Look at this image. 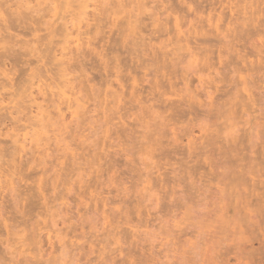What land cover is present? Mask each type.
<instances>
[{
    "label": "rangeland",
    "instance_id": "obj_1",
    "mask_svg": "<svg viewBox=\"0 0 264 264\" xmlns=\"http://www.w3.org/2000/svg\"><path fill=\"white\" fill-rule=\"evenodd\" d=\"M125 1L129 0H124V4ZM133 1L134 3L128 8L129 12H133L130 14L126 11L122 14L119 18L120 22L114 17L109 19L104 15L102 22L100 11L92 9L93 5L89 10L92 13L91 18H86L88 21L75 22L77 28L73 29V32H76L72 38L74 42L70 47L73 52L72 54L69 52L67 62L72 59L69 64L73 65L71 67L74 72L76 70V77L79 78L76 83L80 82L82 90L78 96L68 93V96L72 97V104L74 103L71 105L75 107L68 110V104L62 106L67 108H63L64 120H55L56 123L53 125L47 122L40 126L39 136H35L31 129H27L29 134L25 137V142L24 137L20 142L24 147H20L15 156L16 162H19V166L21 165L18 172L24 171L26 173L23 172V174L26 176L19 172L18 176L17 174L14 177L10 175L5 178L4 176L0 180V186L4 185L2 187L7 189L2 195L0 194V204L6 207L5 212H7L6 214L3 212L0 216V262L3 264H45L47 262L48 264L50 262V264H264V0ZM142 2L144 4H141ZM107 8L110 9V7ZM94 16L101 22L94 20ZM99 16L101 17L99 18ZM244 16L246 17L244 18ZM136 18L138 19L136 20ZM163 18H167V20ZM11 19L15 20H12V24L18 21L14 17ZM53 20L55 18L51 20L55 28H59V20H55L57 23ZM127 20L129 24L140 28L136 29L139 34L136 31L133 32L138 35L137 38L132 36L133 33L131 38L128 35L126 38L124 33L129 27L126 23ZM137 21L139 22L137 23ZM18 22H20V24L17 23L19 27L14 26V23V29L9 31V35L16 37L20 44L16 51L28 41L31 47L38 46L35 42L37 37L31 35L32 43L29 40L30 36L26 34L27 26L30 28L33 25V30L28 28L27 32L32 34L30 31L35 30L36 24L29 20V23L21 22V20ZM86 22H88L87 26ZM124 22L127 24L126 26L123 25ZM63 23L60 25L63 26ZM96 23L99 26L102 25L100 27L102 31L98 29L99 26L95 27ZM20 25H23V28ZM78 27L79 31H77ZM17 28L25 34L19 33L20 30L16 33ZM44 28L39 29L40 31L37 33L41 39L47 35ZM78 33L80 34L79 41L76 38ZM22 34L25 36H21ZM9 35L7 34V39H9ZM119 35L120 37H118ZM24 38L26 42H24ZM137 39L138 41H136ZM136 44L140 48H137ZM27 48L30 49L28 46ZM134 49L137 51L134 52ZM139 51L143 53L141 54ZM0 52L2 53V49ZM231 52L233 53L231 54ZM21 53L26 52L24 50ZM189 53L192 55L190 56ZM117 54L119 57L116 56ZM6 55L8 59H13V55ZM15 55L14 59L19 56ZM26 55L20 54L19 57L23 58L24 63H28L27 71L24 68L26 63L23 65V60L20 58L18 60V62L21 60L20 64L13 59L14 64L11 63L12 60H7L11 64L10 66L6 61L7 68H3L6 67L3 66V63L0 66V69L7 72L12 69L11 77L14 78L15 88L20 85V82H26L36 66L41 65L37 58L29 56L28 53ZM133 55H138L139 59L137 60ZM58 56H62L60 52ZM12 66L18 68L19 73L23 74L19 75ZM153 72L155 74H152ZM17 76L20 78V82L18 79L15 82ZM49 76L47 77L49 78ZM190 91L192 94L189 93ZM236 95L237 97H235ZM76 97L80 99L81 107L78 113L73 114L77 106L74 101ZM42 101L43 99L40 98L39 102ZM127 101L128 103H126ZM193 106L195 107L193 108ZM44 108H48L46 103H44ZM35 111L36 109H33L34 115L37 114ZM49 111H53V109H49ZM43 114L47 117L46 112ZM39 117L42 119L41 116ZM163 128H169L168 132ZM6 129L4 132H8L10 128L8 131ZM77 132H80L81 137L77 136ZM96 132L97 134H95ZM148 141L151 143L149 144ZM7 142L2 144L6 145ZM88 143L89 145H87ZM75 144L79 145V148ZM26 148L34 157L27 153ZM24 151L25 153H23ZM86 152L90 155H86ZM69 158L72 161H69ZM23 161L28 162V164L24 162L27 164L26 167ZM193 164L195 168L192 167ZM21 167L25 170H20ZM33 169L36 174L32 172ZM86 170H88V174ZM21 174L23 177L20 176ZM12 182L16 183L15 192L8 190ZM186 184L190 185L189 187L192 189ZM18 185H21V190ZM174 186L175 193L172 191ZM178 189L183 192H178ZM21 192L24 195L22 197ZM15 194L17 200L20 196L21 202L18 205L21 204V206L18 208L14 205ZM248 196L249 198H247ZM6 197L7 199H5ZM174 198L177 201H174ZM24 199L26 200L24 201ZM184 199H186L185 202ZM188 199L189 201H187ZM232 201H234L233 207H236V209L234 208L236 212L232 206V209L229 207L231 210L226 207L229 202L232 204ZM237 202H241V210H239ZM174 204L175 206H173ZM31 206L36 210H31ZM110 208L111 210H109ZM225 208H228L229 211ZM16 210L25 216L21 218ZM12 213H15V216L18 215L16 216L17 220L16 218L14 220ZM108 213L110 214L107 215ZM218 214L220 217L221 215L226 216L225 219L221 217L223 220L232 218L231 220L243 221V225L240 221L239 230L234 236L236 240L234 238L232 241L225 240L222 242L223 246L218 234L220 228L224 226V221H221ZM245 214L249 216L247 217ZM121 215L125 217H121ZM249 217L251 218L249 219ZM23 218L27 221L25 222ZM129 222L131 223L129 224ZM210 235L216 236L217 242H211L210 239L213 237ZM243 239L245 242L242 241ZM89 241L91 242L89 243ZM56 244L65 250L63 252L71 255V258L69 256L66 258L67 254L63 256L65 253ZM79 246L85 250L79 249ZM65 247L71 253L72 249L77 251L69 254ZM37 248L40 249L39 253H37ZM110 251L112 252L110 253ZM107 252L109 255L105 254ZM81 254L86 257L84 260L83 257H80ZM97 255L98 257H96ZM73 256L77 260L74 261ZM138 256L140 258H137ZM238 256L239 258H237ZM61 257H63V261ZM92 258H95L96 262L91 260ZM87 260L91 261L87 262ZM181 260L184 261L180 262Z\"/></svg>",
    "mask_w": 264,
    "mask_h": 264
},
{
    "label": "bare ground",
    "instance_id": "obj_2",
    "mask_svg": "<svg viewBox=\"0 0 264 264\" xmlns=\"http://www.w3.org/2000/svg\"><path fill=\"white\" fill-rule=\"evenodd\" d=\"M128 1V0H127ZM141 1H143V0H141ZM126 2V1H125ZM33 3H35L33 6H32V4ZM134 3V1L133 0H129L128 2H126L125 4H124V0H0V51H1V49H2V53L0 54V66L2 65V63H3V66H6V61L7 60H12L11 61V63H13V59H14V55L17 53L19 56H20V54H22V56L25 54L26 55V53H28V55L29 56H31V57H35V58H37L38 59V63L39 64H41V65H37L36 66V68L34 69L32 66V69H34L33 71H32V73L31 74H29V76H28V79H27V81L26 82H20L19 81V79L20 78H18V76H17V78L15 79V82H16V80L18 79V81L20 82V85L17 87V88H15V84L13 83V80H14V78H12L11 77V75H12V69L10 70L9 69V71L10 72H7L6 70H2V69H0L1 71H0V180L5 176V178L7 177V176H12V177H14V175L16 176V174L17 173H21L22 171H19L18 172V168H20V166H19V162L17 163L16 162V159H15V156H16V154H18V150L20 149V147H24L20 142L22 141L21 139H22V137H24V142H25V137L29 134V132L27 131V129H31L35 134V136H39V134H38V129L40 128V126H43L45 123H51L52 125L53 124H55L56 122H55V120L56 121H58V120H64L65 119V114L63 113L64 111H63V108L65 107V109H67L66 108V106H67V104H68V110H71L73 107H75V106H72V105H74V103L72 104V97L70 96H68V93H70V95H72V96H78V94H80V92H81V90H82V87H80V82L79 83H76V81L79 79H77V77H76V70H75V72L72 70V67H71V65L69 64V63H71V61H72V59H71V61L69 62H67V58H68V56L70 55L69 54V52H71V54H72V52L73 51H71V45H72V42H74L73 40H72V38H73V36H74V34H75V32H73V29H76L77 28V25L75 24V22L77 23V22H82L83 20H86V21H88V19H86L87 17H90V15L92 14V13H90V9H91V7H92V5L94 6L92 9H94L95 11L96 10H99L100 11V15H102V17L101 16H99V18L101 17V19H102V22H103V19H104V17H103V15L104 16H107L109 19L111 18H115V20H118L119 22L121 21L119 18H120V16L122 15V14H124V13H126V11H128L129 9V7H131V4H133ZM140 3V2H139ZM168 3V2H167ZM141 4H144L143 2L141 3ZM31 5V6H30ZM46 5V6H45ZM45 6V7H44ZM110 7V9H108L107 7ZM142 6V5H141ZM140 6V7H141ZM93 10V11H94ZM133 10V9H132ZM143 10V9H142ZM240 10V9H239ZM238 10V11H239ZM92 11V10H91ZM92 11V12H93ZM141 11V10H140ZM144 11V10H143ZM242 11H243V9H242ZM241 11V12H242ZM129 12V11H128ZM131 12H133V11H131ZM131 12H129L130 14H131ZM142 12V11H141ZM163 12H165V11H163ZM240 12V13H241ZM41 13H43V14H41ZM96 13V12H95ZM94 13V14H95ZM143 13V12H142ZM68 14V15H67ZM158 14V13H157ZM162 14V13H161ZM253 14V13H252ZM133 16H134V14H132ZM137 15V14H136ZM139 15V14H138ZM155 15H156V13H155ZM125 16V15H124ZM141 16H142V14H141ZM157 16V15H156ZM155 16V17H156ZM238 16H239V14H238ZM15 18V19H17L18 21H20L21 20V22L22 21H24V22H28V20L29 21H33V23L34 24H36V28H34L35 30L34 31H30L32 34H29V33H27L30 29H32L33 30V25L29 28L28 26H27V24L29 23H27L26 24V26H27V32H26V34L27 35H29L30 37H29V40L33 43V39H32V36L31 35H33V37H37V41H35V42H37V44L36 45H38V46H36V47H34V46H30L29 44V41L27 42V43H23L20 47H19V52L21 51H24L25 50V52L26 53H21L20 52V54H19V52H17L16 51V49L18 48V45H20L19 44V42H18V39L15 37H11L10 35H9V31L13 28L14 29V27H13V24L15 23H13L12 24V22L13 21H15L14 19H11V18ZM96 16H94V20H96L97 22L99 21V23L101 22L100 20H97L96 18H95ZM106 17V18H107ZM138 17V16H137ZM153 17V16H152ZM246 16H244V18H245ZM55 18V20L57 21V20H59L58 22H60V24L62 23V22H64L63 23V26H61L60 24L58 25V26H60L59 28L58 27H56L55 28V25H54V23H52L51 22V20L52 19H54ZM57 18V19H56ZM91 18V17H90ZM89 18V19H90ZM98 18V19H99ZM122 18H124V17H122ZM140 18H142V17H140ZM160 18H161V16H160ZM171 18V17H170ZM108 19V20H109ZM126 17H125V21H126ZM133 19V18H132ZM134 19H135V17H134ZM138 18H136V20H137ZM153 19H154V17H153ZM164 19V18H163ZM166 20H167V18H165ZM164 19V20H165ZM258 19V18H257ZM11 20V21H10ZM13 20V21H12ZM55 20H53L54 22H55ZM62 22H61V21ZM135 20V21H136ZM144 20V19H143ZM238 20H239V17H238ZM237 20V21H238ZM17 21V23L18 24H20V22H18ZM93 21V20H92ZM95 21V22H96ZM134 21V20H133ZM145 21V20H144ZM241 21V20H240ZM244 21V20H243ZM108 22V21H107ZM119 22H117V23H119ZM122 22H123V19H122ZM132 22V21H131ZM139 21H137V23H138ZM255 22H256V20H255ZM17 23H15L14 24V26H16L17 25ZM55 23H57V22H55ZM85 23V22H84ZM87 23L88 22H86V26H87ZM126 23H128V20H127V22ZM137 23L135 24V25H137ZM168 23V22H167ZM172 23V22H171ZM22 24V23H21ZM89 24H91V23H89ZM88 24V25H89ZM107 24V23H106ZM125 24V22L123 23V25ZM243 24V22L241 23V25ZM31 25V24H30ZM96 25H97V23H96ZM117 25V24H116ZM120 25V24H119ZM127 24H125V26H126ZM165 25V24H164ZM240 25V24H239ZM256 25V24H255ZM18 26V25H17ZM21 26V25H20ZM23 26V25H22ZM21 26V27H22ZM99 26V24L97 25V26H95V27H98ZM102 25H100L99 26V28L98 29H101L100 27H101ZM109 26V25H108ZM118 26V25H117ZM128 28H127V30H126V32H127V34H126V32L124 33L125 35H126V38H128V36H130V38H131V34L134 32V31H136V29H140V28H138V26H133L132 24H129L128 23ZM163 26V25H162ZM244 26V25H243ZM243 26H242V29H243ZM19 27V26H18ZM44 28V30H46L47 31V35H45V37H42V39H41V36L40 35H38L37 36V33H38V31H40L39 29H41V28ZM119 27H121V26H119ZM144 27V26H143ZM161 27V26H160ZM16 28V27H15ZM23 28V27H22ZM24 28H25V26H24ZM28 28H29V30H28ZM105 28V27H104ZM117 28V27H116ZM166 28V27H165ZM170 28V27H169ZM194 28V27H193ZM195 28H197V27H195ZM83 29V28H82ZM93 29V28H92ZM91 29V30H92ZM96 29V28H95ZM119 29H121V28H119ZM124 29V28H123ZM126 29V28H125ZM124 29V30H125ZM172 29V28H171ZM20 29H18L17 28V32L16 33H18V31H19ZM43 30V29H42ZM80 29H79V27H78V29H77V31H79ZM94 30V29H93ZM92 30V31H93ZM114 30V29H113ZM122 30V29H121ZM88 31V30H87ZM101 31H102V29H101ZM112 31V30H111ZM117 31V30H116ZM162 31H164V30H162ZM23 33V31H21L20 30V32L19 33ZM96 32V31H95ZM124 32V31H123ZM137 32V34H139L138 33V31H136ZM161 32V31H160ZM121 33H122V31H121ZM163 33V32H162ZM161 33V34H162ZM171 33H172V31H171ZM7 34L9 35V39H7ZM23 34H25V33H23ZM21 35V36H25V35ZM84 34H86V33H84ZM120 34V33H119ZM136 33L134 34L133 33V35L132 36H135V38H137V35ZM188 34H189V32H188ZM16 35V34H15ZM18 35H20V34H18ZM42 35V34H41ZM79 33L77 34V36H76V38H78L79 37ZM95 35V34H94ZM128 35V36H127ZM141 36H143L142 34H140ZM165 35V34H164ZM221 35V34H220ZM17 36V35H16ZM20 36V37H21ZM40 36V37H39ZM122 36V35H121ZM162 36V35H161ZM19 37V38H20ZM118 37H120V35L118 36ZM140 37V36H139ZM22 38V37H21ZM26 38H28V37H26ZM15 39H17V40H15ZM23 39V38H22ZM35 39V38H34ZM119 39V38H118ZM121 39V38H120ZM141 39H142V37H141ZM145 39V38H144ZM187 39H189L188 37H187ZM186 38H185V40H187ZM24 42H26V39L24 38ZM78 41L80 40V38H78L77 39ZM95 40V39H94ZM99 40V39H98ZM143 40V39H142ZM133 41H134V39H133ZM136 41H138V39L136 40ZM189 41V40H188ZM21 42V41H20ZM23 42V41H22ZM183 42V41H182ZM185 42V41H184ZM131 43H132V41H131ZM137 43H139V42H137ZM140 44H142V43H140ZM227 44V43H226ZM134 45V44H133ZM137 46V48L139 47V45L138 44H136ZM144 45V44H143ZM142 45V46H143ZM27 46L30 48V49H28L27 48ZM130 46H131V44H130ZM130 46H129V48H130ZM135 46V45H134ZM16 47V48H15ZM27 49H26V48ZM127 47V46H126ZM132 47V46H131ZM146 47V46H145ZM190 47V46H189ZM225 47V46H224ZM236 47V46H235ZM136 48V49H137ZM140 48V47H139ZM144 48V47H143ZM179 48V47H178ZM183 48V47H182ZM232 48V47H231ZM15 49V50H14ZM136 49H134V52H135V50ZM189 49V48H188ZM230 49V48H229ZM130 50V49H129ZM138 50V49H137ZM136 50V51H137ZM182 49L180 48V51H181ZM226 50V49H225ZM232 50V49H231ZM179 51V52H180ZM16 52V53H15ZM59 52H60V54L62 55V56H58V54H59ZM130 52V51H129ZM133 52V51H132ZM148 52V51H147ZM167 52V51H166ZM165 52V53H166ZM178 52V53H179ZM193 52V51H192ZM235 52V51H234ZM139 53H141L140 51H139ZM143 53V52H142ZM141 53V54H142ZM146 53V52H145ZM169 53V52H168ZM172 53V52H171ZM222 53V52H221ZM233 52H231V54H232ZM6 54H8V56H10V55H13V59H8L7 58V55ZM130 54V53H129ZM134 54V53H133ZM174 54V53H173ZM239 54V53H238ZM18 55H15V56H18ZM106 55V54H105ZM132 55V54H131ZM175 55V54H174ZM183 55V54H182ZM189 55H190V53H189ZM191 55H192V53H191ZM190 55V56H191ZM198 55V54H197ZM241 55V54H240ZM5 56H6V58H5ZM15 57L16 59H14L15 61H17L18 62V60H19V58L21 59V60H23V58H21V57ZM27 56V55H26ZM28 56V57H29ZM109 56H111V55H109ZM116 56H118V54L116 55ZM134 57H136V59L138 60L139 58H137V56L136 55H133ZM170 56H172V55H170ZM189 56V57H190ZM228 56V55H227ZM243 56V55H242ZM59 57H61V58H59ZM105 57V56H104ZM108 57V56H107ZM119 57V56H118ZM143 59H145V57H143V56H141ZM140 57V58H141ZM149 57V56H148ZM147 57V58H148ZM174 56H172V58H173ZM194 57V56H193ZM197 57V56H196ZM231 57H232V55H231ZM5 58V59H4ZM9 58H11V57H9ZM175 58V57H174ZM183 58H186V57H183ZM222 58V57H221ZM246 58V57H245ZM70 59V58H69ZM85 59V58H84ZM108 59V58H107ZM115 59V58H114ZM143 59H141V60H143ZM233 59V58H232ZM21 60H20V62H18L19 64L21 63ZM27 60V59H26ZM25 60V61H26ZM113 60V59H112ZM147 60V59H146ZM148 60H150L149 58H148ZM147 60V61H148ZM160 60V59H159ZM175 60V59H174ZM185 60V59H184ZM196 60V59H195ZM245 60V59H244ZM14 61V62H15ZM33 61V60H32ZM143 61H145V60H143ZM151 61H153V60H151ZM177 61V60H176ZM187 61V60H186ZM10 62V61H9ZM34 62V61H33ZM89 62V61H88ZM137 62V61H136ZM142 62V61H141ZM175 62V61H174ZM178 62V61H177ZM184 62V61H183ZM243 62V61H242ZM25 63H26V65H25ZM24 63V60H23V65H25V69L27 68V67H29V65L27 66V62H25ZM80 63V62H79ZM93 63V62H92ZM97 63V62H96ZM134 63H135V60H134ZM144 63V62H143ZM156 63V62H155ZM159 63V62H158ZM170 63V62H169ZM178 63H180V61L178 62ZM7 64H9L8 63V61H7ZM14 64V63H13ZM34 64V63H33ZM84 64H85V62H84ZM127 64V63H126ZM136 64V63H135ZM168 64V63H167ZM11 64H9V66H10ZM16 65V64H15ZM77 65H79V64H77ZM82 65V64H81ZM95 65V64H94ZM127 65H129V64H127ZM169 65V64H168ZM180 65V64H179ZM8 66V65H7ZM7 66L6 67H3V68H7ZM73 66V65H72ZM91 66H92V64H91ZM130 66V65H129ZM128 66V67H129ZM143 66V65H142ZM178 66V65H177ZM230 66V65H229ZM13 67V66H12ZM16 67H17V65H16ZM144 67H146V66H144ZM148 67V66H147ZM162 67V66H161ZM2 68V67H1ZM14 68V67H13ZM19 68H21V67H19ZM78 68V67H77ZM131 68H133L132 66H131ZM137 68V67H136ZM154 68V67H153ZM152 68V69H153ZM156 68H157V66H156ZM181 68V67H180ZM17 70L18 71V68H14V70ZM24 69V70H25ZM28 69V68H27ZM27 69H26V71H27ZM144 69V68H143ZM155 69V68H154ZM8 70V69H7ZM139 70V69H138ZM260 70V69H259ZM79 71V70H78ZM154 71V70H153ZM156 71H158V70H156ZM177 71V70H176ZM198 71V70H197ZM196 71V72H197ZM261 71V70H260ZM25 72V71H24ZM110 72V71H109ZM150 72H151V69H150ZM172 72V71H171ZM200 72V71H199ZM21 73V74H20ZM19 73V71H18V74L19 75H22L23 73L22 72H20ZM26 73V72H25ZM144 73V72H143ZM158 73V72H157ZM179 73V72H178ZM52 75L51 77L49 76V78L47 77L48 75ZM85 74H86V72H85ZM152 74H155L154 72L152 73ZM152 74H151V76H152ZM197 74V73H196ZM79 75V74H78ZM149 75V74H148ZM179 75H181L180 73H179ZM245 75V74H244ZM24 76H26L25 74H24ZM106 76V75H105ZM115 76V75H114ZM154 76V75H153ZM23 77V76H22ZM71 77V78H70ZM95 77H96V75H95ZM210 77V76H209ZM98 78V77H97ZM152 79V78H151ZM188 79V78H187ZM107 80V79H106ZM145 80V79H144ZM167 80V79H166ZM231 80V79H230ZM105 81V80H104ZM110 81V80H109ZM126 81V80H125ZM108 82V81H107ZM234 82H236L235 81V79H234ZM249 82V81H248ZM22 83V84H21ZM84 83V82H83ZM110 83V82H109ZM166 83V82H165ZM177 83V82H176ZM86 84V83H85ZM85 84H84V86H85ZM105 84V83H104ZM237 84V83H236ZM249 84V83H248ZM251 84V83H250ZM244 85V84H243ZM86 86H87V84H86ZM183 86V85H182ZM185 86V85H184ZM245 86V85H244ZM58 88V89H54V88ZM170 87V86H169ZM85 88H87V87H85ZM129 88V87H128ZM205 88V87H204ZM237 88H238V86H237ZM236 88V89H237ZM88 89L90 90V88H89V86H88ZM87 89V90H88ZM58 90V91H57ZM189 90V89H188ZM246 90V89H245ZM55 91H57V92H55ZM94 91V90H93ZM180 91V90H179ZM248 91V90H247ZM36 92H38L37 94H36ZM114 92V91H113ZM241 92V91H240ZM109 93V92H108ZM186 93V92H185ZM189 93H191V91L189 92ZM237 93V92H236ZM243 93V92H242ZM113 94H115V93H113ZM188 94V93H187ZM186 94V95H187ZM192 94V93H191ZM111 95H112V92H111ZM84 96V95H83ZM120 96V95H119ZM235 97H237V95L235 96ZM40 98L41 99H43V101L42 102H39V100H40ZM82 99H83V97H82ZM114 99V98H113ZM113 99H112V101H113ZM123 99V98H122ZM7 100H9L8 102H7ZM75 101V103H76V108H75V110H74V112H73V114L74 113H78V110H79V108L81 107V105H80V99H78L77 97H76V99L74 100ZM119 101V100H118ZM124 101V100H123ZM122 101V102H123ZM146 101V100H145ZM188 101H189V99H188ZM108 102V101H107ZM111 102V101H110ZM194 102V101H193ZM44 103H46L47 104V106H48V108H44ZM99 103V102H98ZM111 103H113V102H111ZM115 103V102H114ZM126 103H128V101L126 102ZM147 103H149V102H147ZM229 103V102H228ZM66 104V106H64V107H62L63 105H65ZM72 104V105H71ZM118 104V103H117ZM190 104V103H189ZM195 104V103H194ZM193 104V105H194ZM128 105V104H127ZM126 105V106H127ZM228 105V104H227ZM104 106V105H103ZM139 106V105H138ZM191 106V105H190ZM195 106H193V108H194ZM90 108V107H89ZM154 108V107H153ZM33 109H36V111L35 112H37V114L36 115H34L33 114ZM49 109H53V111H55L56 113H54L53 111H49ZM119 109V108H118ZM85 110V109H84ZM96 110V109H95ZM124 110V109H123ZM237 110H239L238 108H237ZM113 111V110H112ZM139 111V110H138ZM44 112H46L47 113V117L46 116H44ZM66 112V111H65ZM68 112V111H67ZM90 112V111H89ZM109 112V111H108ZM107 113V112H106ZM113 113V112H112ZM158 113V112H157ZM31 114H33V115H31ZM71 114V113H70ZM115 114V113H114ZM117 114V113H116ZM160 114V113H159ZM69 115V114H68ZM107 115V114H106ZM110 115V114H109ZM39 116H41L42 117V119H40V117ZM83 116V115H82ZM160 116V115H159ZM112 117V116H111ZM115 117V116H114ZM117 117V116H116ZM161 117V116H160ZM77 118V117H76ZM81 119V118H80ZM86 119V118H85ZM141 119V118H140ZM167 119V118H166ZM67 120V119H66ZM70 120V119H69ZM82 120V119H81ZM108 120V119H107ZM88 121V120H87ZM76 122V121H75ZM168 122V121H167ZM85 123H88V122H85ZM101 123V122H100ZM114 123V122H113ZM159 123V122H158ZM41 124V125H40ZM48 124V125H49ZM74 124H76V123H74ZM83 124V123H82ZM97 124V123H96ZM142 124V123H141ZM155 124V123H154ZM68 125V124H67ZM80 125V124H79ZM92 125V124H91ZM45 126H47V125H45ZM44 126V127H45ZM78 126V125H77ZM83 126V125H82ZM87 126V125H86ZM99 126H100V124H99ZM116 126H117V124H116ZM141 126H143V125H141ZM145 126V125H144ZM52 127V126H51ZM61 127V126H60ZM73 127V126H72ZM98 127V126H97ZM103 127H104V124H103ZM156 127H158V126H156ZM7 128V129H6ZM10 128V129H9ZM58 128H59V126H58ZM80 128H83V127H81L80 126ZM96 128V127H95ZM100 128V127H99ZM105 128H107V127H105ZM104 128V129H105ZM146 128V127H145ZM4 129H6L7 131H8V129H9V131L8 132H4L5 130ZM78 129H79V127H78ZM86 130H87V128H85ZM102 129V128H101ZM103 129V130H104ZM148 129V128H147ZM163 129H166L167 130V132H168V129L169 128H163ZM45 130V129H44ZM48 130V129H47ZM51 130V129H50ZM72 130V129H71ZM75 130H77V129H75ZM82 130V129H81ZM160 130V129H159ZM24 131H27V132H25L24 133ZM78 131V130H77ZM84 131V130H83ZM146 131V130H145ZM154 131V130H153ZM156 131V130H155ZM32 132V133H33ZM63 132V131H62ZM82 132V131H81ZM101 132H103V131H101ZM32 133H30V134H32ZM53 133V132H52ZM64 133V132H63ZM67 133V132H66ZM76 133V132H75ZM78 133V132H77ZM80 133V132H79ZM79 133L77 134V136H80L81 137V135H79ZM162 133H164V132H162ZM176 133V132H175ZM69 134H70V132H69ZM73 134V133H72ZM81 134H84V133H81ZM95 134H97V132L95 133ZM101 134V133H100ZM147 134V133H146ZM166 134V133H165ZM63 135V134H62ZM164 135V134H163ZM167 135V134H166ZM177 135V134H176ZM31 136V135H30ZM33 136V135H32ZM65 136V135H64ZM104 136V135H103ZM153 136V135H152ZM160 136V135H159ZM170 136V135H169ZM66 137V136H65ZM106 137H107V135H106ZM171 137V136H170ZM68 138V137H67ZM89 138V137H88ZM162 138V137H161ZM167 138V137H166ZM66 139V138H65ZM64 139V140H65ZM68 139H70V138H68ZM145 139V138H144ZM148 139L151 141V138L148 136ZM154 139H156V138H154ZM177 139H179V138H177ZM9 140V141H8ZM45 140V139H44ZM53 140V139H52ZM64 140H61V141H64ZM67 140V139H66ZM65 140V141H66ZM72 140V139H71ZM75 140V139H74ZM84 140V139H83ZM8 141V142H7ZM50 141V140H49ZM60 141V142H61ZM85 141V140H84ZM105 141H106V139H105ZM7 142V144L6 145H3L2 143H6ZM86 142H89L88 140H86ZM149 142V141H148ZM147 142V143H148ZM160 142H161V140H160ZM9 143H11V145H8ZM23 143V142H22ZM50 143V142H49ZM55 143V142H54ZM64 143V142H63ZM85 143V142H84ZM151 142H149V144H150ZM57 144H59V143H57ZM65 144V143H64ZM77 144V143H76ZM75 144V145H76ZM51 145V144H50ZM70 145V144H69ZM71 145H74V144H72L71 143ZM85 145V144H84ZM87 145H89V143L87 144ZM91 145V144H90ZM155 145V144H154ZM156 145H157V143H156ZM63 146H65V145H63ZM76 146H78V148H79V145H76ZM92 146V145H91ZM93 146H94V144H93ZM95 146H97V145H95ZM43 147V146H42ZM68 147V146H67ZM159 147V146H158ZM157 147V148H158ZM28 148V147H27ZM26 148V149H27ZM47 148V147H46ZM55 148V147H54ZM53 148V149H54ZM64 148V147H63ZM77 148V149H78ZM86 148V147H85ZM89 148V147H88ZM87 148V149H88ZM68 149H70V148H68ZM74 149V148H73ZM91 149V148H90ZM89 149V150H90ZM33 150V149H32ZM36 150V149H35ZM55 150V149H54ZM63 150V149H62ZM67 150V149H66ZM71 150V149H70ZM94 150H96V149H94ZM105 150V149H104ZM27 153H29V154H31L30 152H29V150L27 149ZM31 151V150H30ZM64 151V150H63ZM93 151V150H92ZM91 151V152H92ZM36 152V151H35ZM38 152V151H37ZM107 152V151H106ZM23 153H25V151L23 152ZM39 153H41V152H39ZM57 153V152H56ZM152 153H153V151H152ZM42 154V153H41ZM13 155V156H12ZM57 155H59V154H57ZM84 155V154H83ZM86 155H88L87 154V152H86ZM90 155V154H89ZM88 155V156H89ZM91 155H92V153H91ZM127 155V154H126ZM31 156H32V154H31ZM54 156V155H53ZM85 156V155H84ZM87 156V157H88ZM24 157V156H23ZM32 157H34V156H32ZM81 157V156H80ZM92 157H93V155H92ZM78 158V157H77ZM90 158H91V156H90ZM102 158V157H101ZM104 158V157H103ZM24 159V158H23ZM70 159V158H69ZM79 159V158H78ZM81 159V158H80ZM104 160H106V159H104ZM27 161H29L28 159H27ZM45 161V160H44ZM49 161V160H48ZM69 161H72L71 159L69 160ZM73 161H75V160H73ZM85 161V160H84ZM89 161V160H88ZM102 161V160H101ZM22 162V161H21ZM25 161H23V163H24ZM29 162H31V161H29ZM42 162H43V160H42ZM55 162V161H54ZM67 162V161H66ZM25 163H27L28 164V162H25ZM24 163V164H25ZM82 163V162H81ZM96 163V162H95ZM107 163V162H106ZM113 163V162H112ZM22 164V163H21ZM27 164H25V167H26V165ZM30 164H32V163H30ZM54 164V163H53ZM82 164H84V163H82ZM97 164V163H96ZM109 164H111V163H109ZM115 164H116V162H115ZM33 165H34V160H33ZM49 165V164H48ZM102 165V164H101ZM114 165V164H113ZM35 166H36V164H35ZM53 166H55V164L53 165ZM52 166V167H53ZM66 166V165H65ZM70 166V165H69ZM93 166V165H92ZM116 166V165H115ZM23 167V166H22ZM21 167V169L20 170H25V169H23ZM71 167V166H70ZM80 167V166H79ZM88 167V166H87ZM86 167V168H87ZM91 167V166H90ZM192 167H194V164H193V166ZM191 166H190V169L192 168ZM45 169H46V167H44ZM63 168H65V167H63ZM69 168V167H68ZM67 168V169H68ZM81 168H83V167H81ZM100 168V167H99ZM112 168V167H111ZM195 168V167H194ZM193 168V169H194ZM35 169V168H34ZM33 169V170H34ZM38 169V168H37ZM36 169V170H37ZM48 169V168H47ZM88 169V168H87ZM89 169H91V168H89ZM106 169V168H105ZM176 169V168H175ZM202 169V168H201ZM32 170V172H36L35 170L33 171ZM83 170V169H82ZM102 170V169H101ZM192 170V169H191ZM41 171V170H40ZM60 171V170H59ZM76 171V170H75ZM87 171V174H88V170H86ZM85 171V172H86ZM90 171V170H89ZM95 171V170H94ZM176 171V170H175ZM174 171V172H175ZM193 171V170H192ZM24 172V171H23ZM23 172H22V174H23ZM31 172V171H30ZM42 172V171H41ZM69 173H70V171H68ZM19 173V174H20ZM24 173H26V172H24ZM33 173V174H34ZM39 173V172H38ZM46 173V172H45ZM44 173V174H45ZM84 173V172H83ZM82 173V174H83ZM90 173V172H89ZM19 174H17V176L19 175ZM20 175V176H22L23 177V175ZM36 174V173H35ZM47 174V173H46ZM55 174V173H54ZM53 174V175H54ZM29 175V174H28ZM32 175V174H31ZM52 175V176H53ZM24 176H26V174L24 175ZM35 176V175H34ZM51 176V177H52ZM68 176V175H67ZM79 176V175H78ZM87 176V175H86ZM21 177V178H22ZM33 177V176H32ZM69 177V176H68ZM67 177V178H68ZM92 177V176H91ZM101 177H103V176H101ZM11 178V177H10ZM17 178H19V177H17ZM25 178V177H24ZM23 178V179H24ZM50 178V177H49ZM75 178V177H74ZM108 178V177H107ZM106 178V179H107ZM110 178V177H109ZM194 178V177H193ZM15 179V178H14ZM13 179V180H14ZM23 179H19V180H23ZM101 179V178H100ZM181 178H179V180H180ZM16 180V179H15ZM18 180V179H17ZM62 180V179H61ZM84 180H86V179H84ZM110 180H112V179H110ZM182 180V179H181ZM10 181H12V180H10ZM25 180H23V182H24ZM4 182H5V179H4ZM7 182H8V180H7ZM44 182H46V180H44ZM69 182H70V180H69ZM73 182H74V180H73ZM92 182H93V180H92ZM92 182H91V184H92ZM107 182H108V179H107ZM191 182H193V180L191 179ZM1 183V182H0ZM34 183V182H33ZM47 183V182H46ZM46 183H44V184H46ZM85 183V182H84ZM110 183V182H109ZM195 183V182H194ZM198 183V182H197ZM15 182H12L11 183V185H9L10 187H8V190H9V192H15L16 191V189H15ZM60 184H62V183H60ZM102 184V183H101ZM104 184V183H103ZM175 184V183H174ZM182 184V183H181ZM184 184V183H183ZM7 185H8V183H7ZM7 185H5V186H7ZM86 185V184H85ZM110 185H111V183H110ZM187 185V184H186ZM3 187H4V185H2ZM2 186H0V194L2 195L4 192H6V190L7 189H5V188H3ZM20 186V187H19ZM70 186V185H69ZM108 186V185H107ZM184 187H185V185H183ZM188 186V185H187ZM190 186V185H189ZM188 186V187H189ZM18 187H19V189L21 188V185H18ZM43 187V186H42ZM179 187H180V185H179ZM178 187V188H179ZM195 187V186H194ZM36 188V187H35ZM94 188V187H93ZM107 188V187H106ZM109 188V187H108ZM173 188V187H172ZM190 188V187H189ZM96 189V188H95ZM179 189H181V188H179ZM178 189V190H179ZM190 189H192V188H190ZM21 190V189H20ZM44 190V189H43ZM42 190V191H43ZM102 190V189H101ZM103 190H105V188H103ZM107 190V189H106ZM111 190V189H110ZM56 191V190H55ZM87 191V190H86ZM172 191H174V193H175V186H174V189L172 190ZM171 191V192H172ZM180 191H182L183 192V190H179L178 192H180ZM223 191V190H222ZM8 192V193H9ZM99 192V191H98ZM20 193V192H19ZM103 193H104V191H103ZM111 193H113L112 191H111ZM168 193V192H167ZM21 197L22 196H24L23 195V192H21ZM41 194V193H40ZM89 194V193H88ZM101 194V193H100ZM172 194V193H171ZM182 194V193H181ZM42 195V194H41ZM169 195V194H168ZM5 196V195H4ZM8 196V195H7ZM27 196H29V195H27ZM36 196V195H35ZM100 196V195H99ZM172 196H173V194H172ZM181 196V195H180ZM233 196V195H232ZM19 198H20V196H18ZM43 197V196H42ZM90 197H92V196H90ZM97 197V196H96ZM161 197V196H160ZM160 197H159V199H160ZM182 197V196H181ZM230 197V196H229ZM244 197V196H243ZM14 198H15V206L18 208V203H20L21 201H20V199L18 198V200H17V195L15 194V196H14ZM31 198V197H30ZM47 198V197H46ZM186 198V197H185ZM188 198H189V196H188ZM233 198V197H232ZM232 198H231V200H232ZM247 198H249V196L247 197ZM246 198V199H247ZM5 199H7V197L5 198ZM63 199V198H62ZM161 199H162V197H161ZM187 199V198H186ZM186 199H184V202H185V200ZM230 199V198H229ZM244 199V198H243ZM22 200H23V198H22ZM26 199H24V201H25ZM36 200V199H35ZM66 200V199H65ZM172 200V199H171ZM179 200V199H178ZM236 200V199H235ZM234 200V201H235ZM248 200V199H247ZM4 201V200H3ZM48 201V200H47ZM97 201H102V200H97ZM174 201H177V200H175V198H174ZM181 201V200H180ZM183 201V200H182ZM187 201H189V199L187 200ZM234 201H232V204H230V202H229V205H224V206H226V207H230L231 208V206H232V208L234 209H236V207H233V202ZM236 201H239L238 199L236 200ZM241 201V200H240ZM23 202V201H22ZM32 202V201H31ZM171 202V201H170ZM249 202V201H248ZM3 203H5V202H3ZM7 203H8V201H7ZM10 203V202H9ZM49 203V202H48ZM105 203V202H104ZM173 203V202H172ZM175 203V202H174ZM179 203V202H178ZM187 203V202H186ZM185 203V204H186ZM245 203V202H244ZM31 204V203H30ZM40 204V203H39ZM98 204H99V202H98ZM177 204V203H176ZM181 204V203H180ZM183 204V203H182ZM236 204V203H235ZM234 204V205H235ZM237 204H239V206L238 207H240V204H241V202H237ZM9 205V204H8ZM14 205H13V210L15 209L14 208ZM29 205V204H28ZM34 205V204H33ZM46 205V204H45ZM100 205V204H99ZM109 205V204H108ZM179 205V204H178ZM177 205V206H178ZM20 206H21V204H20ZM19 206V207H20ZM35 206V205H34ZM39 206V205H38ZM38 206H36V207H38ZM107 206V205H106ZM173 206H175V204L173 205ZM236 206V205H235ZM10 207V206H9ZM8 207V208H9ZM172 207V206H171ZM179 207V206H178ZM5 208L6 207H4V206H2V204H0V216H2V213L3 214H6L7 212H5ZM16 208V209H17ZM35 208V207H34ZM50 208V206L48 207V209ZM101 208V207H100ZM183 208V207H182ZM228 208H225L226 210L228 209ZM229 208V209H230ZM231 208V209H232ZM249 208H250V206H249ZM12 209V208H11ZM33 208H32V206H31V210H32ZM38 209V208H37ZM80 209V208H79ZM229 209H228V211H229ZM230 209V210H231ZM234 209V210H235ZM246 209V208H245ZM18 210V209H17ZM16 210V211H17ZM34 210V209H33ZM35 210H36V208H35ZM34 210V211H35ZM81 210V209H80ZM109 210H111V208L109 209ZM113 210H115V209H113ZM122 210V209H121ZM125 210V209H124ZM239 210H241V207H240V209ZM90 211V210H89ZM130 211V210H129ZM215 211V210H214ZM222 211L224 212V210L222 209ZM221 211V212H222ZM8 212H9V210H8ZM18 212V211H17ZM20 212V211H19ZM18 212V213H19ZM107 212V211H106ZM175 212V211H174ZM235 212H236V210H235ZM241 212V211H240ZM10 213V212H9ZM18 213H16V214H18ZM25 213V212H24ZM82 213V212H81ZM117 213H118V210H117ZM122 214H123V212H121ZM127 213V212H126ZM233 213H234V211H233ZM15 214V213H14ZM13 213L11 214V215H14ZM20 215H21V218L23 217V216H25V215H23V214H21V213H19ZM28 214V213H27ZM110 213H108L107 215H109ZM113 214V213H112ZM136 214V213H135ZM221 214V213H220ZM220 214H218L219 215V217H220ZM10 215V214H9ZM20 215H19V217H20ZM129 215V214H128ZM131 215V214H130ZM143 215V214H142ZM226 215V214H225ZM237 215V214H236ZM246 215V214H245ZM16 216H18V215H16ZM15 215L13 216V218H14V220H15V218H16V220L18 219V217H16ZM111 216V215H110ZM116 216H117V214H116ZM120 216V215H119ZM122 216H124V215H121V217ZM131 216H133V215H131ZM247 216V215H246ZM249 216V215H248ZM247 216V217H248ZM7 217H9V216H7ZM98 217V216H97ZM103 217V216H102ZM101 217V218H102ZM125 217V216H124ZM221 217L222 218H224L225 219V217L226 216H222L221 215ZM220 217V219H221V221L223 222L224 221V226H222L221 228H220V232H219V234L218 235H220V242H221V244H222V242L223 241H232V238H234L235 239V235H236V232H237V230H239V226H240V221L241 220H237V221H235V219H233V220H231L232 218H230V219H228V218H226V220H227V222H226V220H223L222 218ZM11 218V217H10ZM82 218V217H81ZM233 218H235V217H233ZM251 217H249V219H250ZM7 219V218H6ZM5 219V220H6ZM12 219V218H11ZM20 219V218H19ZM24 219V218H23ZM87 219V218H86ZM103 219V218H102ZM125 219V218H124ZM129 219V218H128ZM236 219H238V218H236ZM9 220V219H8ZM7 220V221H8ZM25 220V222L27 221L26 219H24ZM23 220V221H24ZM83 220H85V219H83ZM157 220V219H156ZM104 221V220H103ZM132 221V220H131ZM158 221V220H157ZM229 221V222H228ZM14 222V221H13ZM133 222V221H132ZM243 221H241V223H242ZM249 222H250V220H249ZM19 223V222H18ZM82 223V222H81ZM131 222H129V224H130ZM150 223V222H149ZM191 223V222H190ZM6 224V223H5ZM8 224H9V222H8ZM112 224H114V223H112ZM134 224V223H133ZM194 224V223H193ZM222 224V225H223ZM127 225V224H126ZM242 225H243V223H242ZM251 225V224H250ZM10 226V225H9ZM70 226V225H69ZM84 226V225H83ZM147 226H148V222H147ZM186 226V225H185ZM194 226V225H193ZM255 226V225H254ZM85 227V226H84ZM84 227H83V229H84ZM3 228H4V226H3ZM70 228V227H69ZM72 228V227H71ZM76 228V227H75ZM2 229V228H1ZM5 229V228H4ZM10 229H11V227H10ZM66 229H68V228H66ZM96 230H97V228H95ZM81 230V229H80ZM85 230V229H84ZM122 230H123V228H122ZM130 230V229H129ZM140 230V229H139ZM218 230V229H217ZM243 230V229H242ZM4 231V230H3ZM105 231H107V230H105ZM190 231V230H189ZM193 231V230H192ZM196 231H197V229H196ZM68 232V231H67ZM71 232V231H70ZM73 232H75V231H73ZM83 232V231H82ZM95 232V231H94ZM138 232H140V231H138ZM198 232V231H197ZM196 232V233H197ZM238 232H240V231H238ZM243 232V231H242ZM241 232V234H242V236H243V233ZM92 233V232H91ZM96 233V232H95ZM104 233V232H103ZM108 233V232H107ZM126 233H127V229H126ZM141 233V232H140ZM139 233V234H140ZM179 233V232H178ZM187 233V232H186ZM112 234V233H111ZM193 234V233H192ZM212 234V233H211ZM69 235V234H68ZM71 235V234H70ZM76 235V234H75ZM88 235H89V233H88ZM95 235V234H94ZM102 235V234H101ZM105 235H107L106 233H105ZM148 235V234H147ZM213 235H215V234H213ZM237 235H238V233H237ZM65 236H67V235H65ZM77 236H78V234H77ZM91 236V235H90ZM93 236V235H92ZM100 236V235H99ZM145 236V235H144ZM211 236V235H210ZM70 237V236H69ZM72 238H73V236H71ZM84 237V236H83ZM94 237V236H93ZM124 237V236H123ZM176 237V236H175ZM184 237V236H183ZM211 237H213V238H211V239H213V240H211L210 239V241L211 242H214V241H216L215 240V237L214 236H211ZM76 238H78V237H76ZM89 238V237H88ZM92 238V237H91ZM145 238V237H144ZM179 238H180V236H179ZM70 239V238H69ZM74 239V238H73ZM85 239V238H84ZM87 239V238H86ZM105 239H106V237H105ZM125 239V238H124ZM128 239V238H127ZM143 239V238H142ZM216 239H217V237H216ZM238 239H239V236H238ZM241 239V238H240ZM87 240H89V239H87ZM94 240V239H93ZM101 240V239H100ZM103 240V239H102ZM107 240H108V238H107ZM138 240H139V238H138ZM218 240V239H217ZM236 240V239H235ZM95 241V240H94ZM240 241V240H239ZM243 242H245V240L243 239L242 240ZM41 242V241H40ZM60 242V241H59ZM58 242V243H59ZM91 241H89V243H90ZM101 242V241H100ZM100 242H98V243H100ZM104 243H105V241H103ZM137 242V241H136ZM140 242V241H139ZM180 242V241H179ZM178 242V243H179ZM209 242V241H208ZM210 242V243H211ZM217 242V241H216ZM215 242V243H216ZM219 242V243H220ZM241 242V241H240ZM242 242V243H243ZM33 243V242H32ZM85 243V242H84ZM97 243V242H96ZM102 243V242H101ZM100 243V244H101ZM110 243V242H109ZM143 243V242H142ZM218 243V244H219ZM230 243V242H229ZM37 244V243H36ZM73 244H75V243H73ZM88 244V243H87ZM92 244V243H91ZM95 244V243H94ZM112 244V243H111ZM129 244V243H128ZM139 244V243H138ZM224 244V243H223ZM223 244H222V246H223ZM234 244H237L236 242H234ZM59 245V244H58ZM57 244H56V246H58ZM144 245H145V243H144ZM216 245H217V243H216ZM64 246V245H63ZM73 246V245H72ZM98 246V245H97ZM123 246V245H122ZM141 246V245H140ZM206 246H207V244H206ZM209 246V245H208ZM212 246V245H211ZM215 246V245H214ZM229 246V245H228ZM53 247V246H52ZM69 247H70V244H69ZM77 247H78V245H77ZM80 247V246H79ZM119 247V246H118ZM180 247V246H179ZM220 247V246H219ZM58 248H60V246H58ZM67 247H65V249H66ZM71 248V247H70ZM83 248V247H82ZM81 247L79 248V249H82ZM98 248V247H97ZM107 249H109L108 247H106ZM218 248V247H217ZM216 248V249H217ZM222 248H224V247H222ZM51 249H53V248H51ZM60 249H62V248H60ZM77 249V248H76ZM106 249V250H107ZM123 249V248H122ZM177 249V248H176ZM235 249H237V248H235ZM36 250H38V248L36 249ZM67 250V249H66ZM82 250H85V249H82ZM98 250V249H97ZM119 250V249H118ZM133 250V249H132ZM140 250V249H139ZM148 250V249H147ZM223 250V249H222ZM39 251H40V249L37 251V253H39ZM45 251V250H44ZM63 251H65V250H63L62 249V252ZM68 252H69V250H67ZM72 251V253H73V251H77V250H74V249H72L71 250ZM81 251V250H80ZM102 251H103V249H102ZM130 251V250H129ZM141 251V250H140ZM151 251H152V249H151ZM36 252V251H35ZM48 252V251H47ZM50 252V251H49ZM60 252V251H59ZM84 252V251H83ZM86 252V251H85ZM92 252H94V251H92ZM100 252H101V249H100ZM112 251H110V253H111ZM116 252V251H115ZM132 252V251H131ZM180 252V251H179ZM25 253V252H24ZM41 253V252H40ZM46 253V252H45ZM63 253H65V252H63ZM62 253V254H63ZM71 252H69V254H72ZM82 253V252H81ZM95 253V252H94ZM93 253V254H94ZM53 254V253H52ZM60 254H61V252H60ZM67 254V252L65 253V254H63V256H65ZM77 254V253H76ZM75 254V255H76ZM88 254V253H87ZM92 254V255H93ZM97 254V253H96ZM95 254V255H96ZM105 254H107V255H109L108 254V252L107 253H105ZM121 254H122V252H121ZM143 254V253H142ZM149 254V253H148ZM157 254V253H156ZM238 254V253H237ZM40 256H41V254H39ZM84 255V254H83ZM90 255V254H89ZM104 255V254H103ZM106 255V256H107ZM112 255H114V254H112ZM111 255V256H112ZM131 255V254H130ZM132 255H134V254H132ZM131 255V256H132ZM137 255H138V253H137ZM197 255V254H196ZM199 255V254H198ZM34 256V255H33ZM44 256V255H43ZM42 256V257H43ZM49 256V255H48ZM68 256L70 257L71 255H66V258H68ZM78 256H79V254H78ZM115 256V255H114ZM143 256V255H142ZM180 256V255H179ZM239 256H241V255H239ZM239 256L237 257V258H239ZM59 257V256H58ZM80 257H83L82 256V254H81V256ZM85 257V256H84ZM84 257H83V260H84ZM96 257H98V255L96 256ZM105 257V256H104ZM109 257V256H108ZM107 257V258H108ZM134 257V256H133ZM60 258V257H59ZM62 258V261H63V257H61ZM71 258V257H70ZM69 258V259H70ZM73 258H74V261L75 260H77V259H75L76 257L75 256H73ZM79 258V257H78ZM86 258V257H85ZM89 258H90V256H89ZM88 258V259H89ZM110 258V257H109ZM108 258V259H109ZM137 258H140L139 256L137 257ZM155 258V257H154ZM168 258V257H167ZM180 258V257H179ZM182 259H183V257H181ZM192 258V257H191ZM81 260H82V258H80ZM104 259V258H103ZM144 259V258H143ZM156 259V258H155ZM175 259V258H174ZM43 260V259H42ZM61 260V259H60ZM82 260V261H83ZM91 260H94L95 261V258L93 259H91ZM91 260H87V262H90ZM100 260V259H99ZM117 260V259H116ZM119 260V259H118ZM122 260H123V258H122ZM157 260V259H156ZM160 260V259H159ZM162 260V259H161ZM177 260V259H176ZM185 260V259H184ZM184 260H181L180 262H183ZM59 261V260H58ZM93 261V262H94ZM104 261V260H103ZM125 261V260H124ZM123 261V262H124ZM138 261H139V259H138ZM191 261V260H190ZM60 262V261H59ZM96 262V261H95ZM112 262V261H111ZM153 262V261H152ZM155 262V261H154ZM157 262V261H156ZM159 262V261H158ZM176 262H178V261H176ZM33 263V262H32ZM45 263V262H44ZM51 263V262H50ZM49 263V264H50ZM61 263V262H60ZM77 263H78V261H77ZM82 263V262H81ZM98 263V262H97ZM116 263V262H115ZM119 263H120V260H119ZM163 263V262H162ZM165 263V262H164ZM179 263V262H178ZM37 264V263H36ZM39 264V263H38ZM42 264V263H41ZM45 264H48V262L47 263H45ZM55 264V263H54ZM84 264V263H83ZM86 264V263H85ZM102 264V263H101ZM104 264V263H103ZM121 264V263H120ZM131 264V263H130ZM138 264V263H137ZM140 264V263H139ZM153 264V263H152ZM155 264V263H154ZM168 264H170V263H168ZM173 264V263H172ZM177 264V263H176Z\"/></svg>",
    "mask_w": 264,
    "mask_h": 264
},
{
    "label": "clouds",
    "instance_id": "obj_3",
    "mask_svg": "<svg viewBox=\"0 0 264 264\" xmlns=\"http://www.w3.org/2000/svg\"><path fill=\"white\" fill-rule=\"evenodd\" d=\"M0 264H3V262H0Z\"/></svg>",
    "mask_w": 264,
    "mask_h": 264
}]
</instances>
